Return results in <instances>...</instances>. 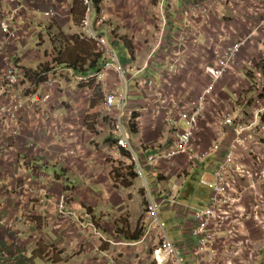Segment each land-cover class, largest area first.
I'll list each match as a JSON object with an SVG mask.
<instances>
[{"label": "crops", "instance_id": "obj_1", "mask_svg": "<svg viewBox=\"0 0 264 264\" xmlns=\"http://www.w3.org/2000/svg\"><path fill=\"white\" fill-rule=\"evenodd\" d=\"M21 1L25 5V11L16 19L18 35L0 50V78L10 61L27 71H30L29 67L34 69L41 63L38 54L40 47L37 46L39 42L32 34L33 31L40 29L46 36L47 43L48 40L52 43L54 38L50 36L62 29L61 22L57 21L58 25H54V20L44 19L39 12V8L41 10L42 8L35 5L40 2L39 0ZM169 1L167 0L168 4ZM171 1V9L167 8L165 12L167 23L161 42L157 44L155 30L154 38L148 42L147 52H144L146 48L141 46L139 50L133 48L135 55L145 57L144 65L135 70V75L128 82L113 83V76L119 77L111 71L101 83L107 88L116 87L115 91L124 93L125 100H128L130 108L121 111V121L123 128L136 132L139 140L133 144L140 155L151 149L154 145L153 138H156L164 128L166 132V127L162 123H152L150 108L146 109L140 105L131 107L130 102L145 104L137 86L139 79L150 74L156 77V88L161 94L167 93L168 88L171 90L179 88L178 92L171 93H175L179 99L194 98L199 92L188 93L191 88L187 82L194 83L201 69L205 84L207 83L208 73L205 68L212 65L207 58L211 54L210 50L219 45L217 37L224 29L222 19H227L230 13L236 14L237 17L243 15V18L238 17L243 28L239 29L236 23H232L234 27L226 28L225 40L230 41L244 34L247 23H261L259 31L262 35L255 34L242 48L246 53L241 50V56H237L232 64V70L217 84L214 99L219 101L216 105L219 109H236L237 95L244 88L240 82L248 81L245 72L247 70L245 62L250 59L248 51L252 49L260 52L258 57L251 58L255 59V62L264 57V12L257 10L258 15L254 11V0H242L248 11H241L236 7L233 11L224 2L223 5L216 6V9L213 4H209L214 12L208 14L199 10V6L208 4L205 0ZM11 7L10 0H0V14ZM251 7L254 13L250 11ZM50 9L59 13V10L54 8L46 10ZM103 28L101 33H104L105 26ZM24 34L27 40L22 38L24 41L20 43ZM114 40L117 58L123 66L130 67L137 59L132 60L128 54V45L115 38ZM14 42L18 44L12 49ZM117 51L124 53L123 57L120 58ZM18 57L21 59L16 64L14 59ZM148 59L149 67L143 69ZM176 60L179 61L178 65ZM88 64L89 61L86 66ZM167 72L173 73L172 79L166 78ZM182 73H187V78L183 79L185 74L180 77ZM73 97L74 94L71 93L67 95L56 93L52 106L48 109L51 118L59 120L65 127L61 129L62 132L59 134L61 136L63 132L64 135L71 132L73 126L69 129L68 124L75 122L73 117L76 115L75 112L78 115L80 113V109L77 108L75 112L70 111ZM154 98L151 97V100ZM248 106L253 108V103L249 101ZM85 113L86 110L80 116V120L84 119ZM87 114L100 117L103 122L101 124V121H98L96 125L90 126L86 133L79 132L80 127L74 124L77 134L79 132L81 135L78 138L83 145L78 147L83 148L82 150H78L75 144L73 146H70V143H67V146L52 144L36 128L30 127L28 119L17 141L9 135L12 131L14 135L17 134L20 127L14 124L9 127L0 125V149L9 152L11 156V160H7L5 156L0 158V264H113V261L118 264H156L153 258L155 237L153 240H143L142 237L146 228L144 224L146 200L148 201L150 196L158 204V214L165 224L168 238L180 246L181 264H198L196 253H193L196 250V241L191 240L189 234L193 224L192 217L190 214L184 215L177 204H187L192 208L205 205L209 192L200 195L196 190L209 189L200 183L197 188L195 181L197 178L211 179L213 167L218 162L217 157L211 155L197 168L191 167L182 158H175L162 161L156 168H147L138 175L128 153L121 151V155H115L117 135H112L114 133L109 126H114V117L120 113L108 111L106 108L99 111L98 108L92 107ZM25 115L27 114H22ZM142 115H146L151 124L146 121L140 122ZM58 116L63 117L59 119ZM209 124L202 123L201 128L197 130L195 139L201 144H206L204 138L208 140L210 137L211 132L204 131L208 130ZM157 125H161V128H157ZM211 139L209 138V141ZM251 152L260 158V165L264 166V138L262 142L253 144ZM113 156H116L114 162L109 160ZM240 161L248 164V156L245 155ZM194 170H198V173L194 174ZM160 177L164 179L160 180ZM227 178L238 189L242 188L244 182L239 181L233 171L227 174ZM64 191L68 195L66 205V210L70 212L68 215L59 213L55 202ZM235 191H244L242 203L248 206L253 190L244 186L243 190ZM255 191L264 192L263 181L256 185ZM189 196L196 197L195 204L185 202ZM163 198L169 199L165 201ZM172 198L175 203H171ZM169 219L174 220L172 229L176 231L177 238H171L168 234ZM252 226L249 225L250 228ZM254 232L251 230V235L255 239L259 238ZM135 236H139V239L132 241L130 238ZM215 237L216 248L220 249L223 233L215 234ZM228 248L232 252L235 245L229 244ZM223 257V254L218 252L215 259L220 260Z\"/></svg>", "mask_w": 264, "mask_h": 264}, {"label": "built area", "instance_id": "obj_2", "mask_svg": "<svg viewBox=\"0 0 264 264\" xmlns=\"http://www.w3.org/2000/svg\"><path fill=\"white\" fill-rule=\"evenodd\" d=\"M103 2L107 0H102ZM209 4L216 6L226 3L234 11V0H209ZM240 3V0H236ZM12 7L0 14V50L7 43L12 42L18 35L16 19L25 11V5L20 0H10ZM165 0H156L158 8L157 44L161 42L165 35L167 18L164 11ZM87 12L84 25L91 33L95 42V52L101 58L98 69L87 74H78L68 65L58 66L68 77L77 79V85L81 86L83 94L88 100L94 95L91 85L101 84L106 79L107 73L113 71L119 77L120 82H127L126 77L132 78L135 74H130L129 67L123 66L114 51V37L105 34H94L90 25L91 0H86ZM254 11H264V0H254ZM199 10L210 13V5L199 6ZM250 11L254 13L252 7ZM102 13V11H101ZM252 13V14H253ZM222 16V12L219 13ZM259 15V13H257ZM58 16L56 10L50 9L44 12V17L49 19ZM106 21L105 16H103ZM261 29V23L246 24V32L233 40L224 42L218 35L219 45L210 50L215 56L211 66L205 68L208 73V81L194 97L163 98L164 94L156 88V77L148 74L137 81L138 89L147 88L150 91L149 97L151 105L144 107L151 110V120L153 124L162 123L166 127V132L161 140L140 155L134 147L129 135V128H124L121 121V111L125 110V95L122 92H109L105 95V105L108 111H118L119 115L114 117V126L118 131L115 155H121L124 151L130 155L131 161L137 174L141 175L146 168H156L162 161L173 160L181 156L188 165L193 168L213 155L218 162L213 167L210 180L200 179L201 184L209 188V196L206 204L199 208H192L187 204H177L184 215L190 214L193 220L192 228L189 232L190 239L196 241V258L198 264H264V192L255 191L259 182H264V166L260 165V158L251 152L253 144L262 142L264 138V99L260 98L264 87V72L255 61L245 62L247 70L250 71L255 89L251 93L250 99L253 108L248 106V102H243L239 109H219L218 100L214 99L217 93L216 87L223 76L232 70V64L240 54L242 48L249 43L255 34ZM227 31V30H225ZM90 38V37H89ZM150 59L143 67H149ZM179 61L176 60V65ZM264 64V62H262ZM62 73V72H61ZM42 74V75H41ZM49 76L46 73H39V76L26 75L25 70L11 66H6L0 78V125L9 127L13 123H18L22 114L35 112L38 106L49 100L50 94L43 89L54 84V80L48 79L46 82L36 84L33 91L18 92L17 88L24 80L37 82L41 76ZM173 73L167 72L166 78H172ZM26 89H30L29 87ZM151 97H155L151 100ZM237 98H243L240 94ZM213 111H209V107ZM249 108V109H248ZM250 111V113H247ZM249 114L248 118H246ZM39 121V120H38ZM37 121V122H38ZM210 122V124H209ZM202 123H207L208 130L214 133V138L207 144H201L196 137L197 130ZM47 129L45 125L39 126ZM48 130V129H47ZM49 131V130H48ZM128 131V132H127ZM245 155L248 156V164L240 161ZM5 156L11 160L9 152L0 149V158ZM233 171L236 178L244 182L241 189H238L228 178L227 174ZM253 190L251 194V205H242L243 187ZM169 198H165L167 200ZM49 202V199H46ZM68 196L61 194L55 199L59 213L70 214L66 210ZM42 202H44L42 200ZM171 203H175L173 198ZM158 204L156 200L148 199L145 212L144 223L146 225L144 238L148 240L156 239L153 250V257L156 264H181L180 246L173 243L167 236L165 224L159 218L157 212ZM249 225H253L252 228ZM251 230L258 234L254 238ZM223 233L220 240L221 248H216L215 234ZM100 234V233H99ZM102 236V234H100ZM229 244H234L235 249L231 252ZM228 251V254L226 252ZM218 252L223 254V258L216 260ZM113 264H118L113 261Z\"/></svg>", "mask_w": 264, "mask_h": 264}, {"label": "rangeland", "instance_id": "obj_3", "mask_svg": "<svg viewBox=\"0 0 264 264\" xmlns=\"http://www.w3.org/2000/svg\"><path fill=\"white\" fill-rule=\"evenodd\" d=\"M39 1L40 2H38L35 5H37V7L42 8V10L39 8V12L41 13V15H42L44 10L49 9V8H54V9L59 10L60 17L58 19L55 18V20L53 22L55 23L54 25H58V23H56L57 21L61 22L60 24L62 27V29H60L61 30L60 32L54 34L53 36H50V38H54L52 43H51V40H48V43H50V45L47 43L46 36L42 33V31H40V29L32 32L34 37H36V40L39 42L37 45L40 47L38 54H39V57L42 61L34 69H32V67H29L30 68L29 70L32 72H37L38 76H39V73H46V75H48L49 77L44 79L45 75H43L39 78V80H37V82H35L33 80H24L15 89L18 92L33 91L36 84H39L40 82L44 83L48 79L54 80V84L52 86H49L46 88L43 87V89H46V91L50 94L49 100L45 103L40 104L38 106V108L35 110V112H31L25 116H22L20 124H19V122L16 124L13 123L14 125H17L18 127H20V129H19L18 133L15 135L12 131L10 133L11 135H9V137L14 138L15 141H17V139L21 136L22 128L26 124L27 119H28L31 123L30 127L36 128L52 144L67 146V143H70L71 144L70 146H73L75 144V146L77 147L78 150H82L83 148L78 147L79 145H81V146L83 145V143L79 142L78 136H81V135H79V132L83 131L86 133L89 131L90 126H93L94 124L96 125L98 121H101L100 122L101 124L103 122L102 118L97 117V116L93 117L91 115H88L87 113H89L91 111L92 107L98 108L99 111L104 110V108L106 107L105 99H104L105 95L108 94L109 92H112V90L115 91L116 87L107 88V86H104V85L102 86V84H94L93 83L91 85V87L95 90L94 95H93V98L91 100H88L85 97V95L82 93L83 90H82L81 86L77 85L78 80L73 78V77L72 78L68 77V75L65 72H63L62 69H60L58 67V66H63V65L68 64L67 63L68 61H66L67 64H60L59 63V57H62V54H64L63 59L66 60L68 58V60H72V61L74 60L75 63H77V65H81V62H83L82 60L89 59V57L86 58L85 46L86 47L88 46L89 41H91L93 44H94V42L89 39V37L92 38L91 33L88 31L89 26L86 28L84 23H83L84 17L86 15L85 13L87 12L86 0H39ZM205 1L208 3L205 5H209L210 1L209 0H205ZM98 2H100V0H98ZM163 5L165 8L164 11L166 12L167 8L171 9L172 1L170 0L169 4H168L167 0H165ZM233 7H236V9L241 10V11H248L249 10L244 5V2H242V0L240 3L236 0H234L233 1ZM98 8H100V10H102V13L100 10H97V14H96L94 12V5L92 4L93 11L91 12V19H90V24L93 27L92 31L94 32V34L105 35L104 33H101L102 28L105 26L107 28L106 33L108 32V34H106L107 37L113 36L116 40H120L125 45H128V49H129L128 54L130 55L132 60L137 59V60L133 61L131 63L132 66L130 65V67H129L130 74L131 75L134 74L136 69H139L140 66L144 65V58L145 57L144 56L138 57V55H135L133 48H135V50H139L140 46H141L142 48H146L144 52H147V48L149 46L148 42L150 40H152V38H154L155 30L157 31L156 16L158 15V8L156 6V0H107L105 2H103L101 0L100 4L98 5ZM4 11H6V10H4ZM210 12H214V11L211 10ZM100 13H101V16L100 17L97 16L98 14L100 15ZM103 16H105L106 21H104V22L98 21V19L100 18V20H101V17H103ZM238 17L243 18V15H239ZM238 17L236 14L230 13L227 15V17H226L227 19H222V27H224V29H223V31H221L218 34L222 41H223V36L225 35L226 28H229L231 26L234 27V25L232 23H236L237 27L239 29L243 28V24L239 21ZM94 20H95V24L97 22V25H94ZM39 23L43 24L42 21H39ZM244 31H245V28H244ZM257 34L262 35L261 31L257 32ZM150 36H151V38H150ZM239 36L240 35H238L237 37H239ZM22 38H25V40H27L26 35L24 34L21 36L20 43H22L24 41ZM224 42H226L225 37H224ZM140 43H141V45H140ZM17 44L18 43H16V42L12 43V47H13L12 49L16 48ZM75 45H77L80 49V52H76V54L73 53V51H72V48ZM66 46H67V49H66ZM94 47L95 46H93V48ZM123 48H124V51H126L124 45H123ZM216 50H217V48H214V51H216ZM66 51H68V53H66ZM242 52L246 53L245 49H243ZM242 52H240V54ZM117 53H118V56L120 58L123 57L122 54H124V53H122L121 51H117ZM248 53L250 54L249 60H252V61H255V59H251L252 57L256 58L260 54V52H255L252 49H250L248 51ZM144 54L145 53H143V55ZM240 54L238 56H241ZM20 59H21V57L14 59V60H16V64L18 63V61ZM207 60H210L209 62H211V64H213V62L215 60L214 54L213 53L210 54V56L207 58ZM262 62H264V57H260L258 59V62H256V63H257V65L261 66ZM199 63H200V61H199ZM10 65H14L15 67L17 66L12 61H10ZM70 67H72V66H70ZM20 68L22 69L21 66H20ZM200 71H202V70L199 69V76L196 75V80L194 83L190 84L189 82H187V85H189V87L191 88V89L188 88L191 90L188 93H190V92L191 93H198L200 91V88H202L203 84H205V80L203 79L204 76L202 75V73ZM245 72H246L248 81H245V82L241 81L240 82V85H242L244 87L241 91V95L243 96V98L242 99L237 98V100H236V106H237L236 108L237 109H239L241 107L243 102H249V101L251 102L250 96H251V93L253 92V90L255 89L254 79H253L250 71L246 70ZM182 75H184L183 76V79H184L186 77L187 73L180 74V77ZM113 77H114L113 83H115V84L120 83L119 78H116L115 76H113ZM235 79L237 80L238 77H236ZM126 81L127 82L130 81V79L128 77H126ZM28 87L30 89H26ZM184 87H186V85H184ZM105 88H107V89H105ZM172 89L173 90L168 88L166 91L167 93H164L163 98L165 100H167V98L177 97L176 94L171 93V91L172 92H175V91L178 92L180 89L179 88H172ZM262 90L263 91H262V94L260 95V98L264 99V87ZM139 92L142 95L141 99L143 101L145 100V104H142V103L136 104V103L130 102L131 107H135L137 105H140L141 107H147V105H151V102L149 100L150 99V97H149L150 91L147 88H141V89H139ZM56 93H60L62 95H67L69 93L74 94L73 101L71 103L72 108L70 109V111L75 112L76 108L80 109L79 115L77 112H75L76 115L73 116L75 118L74 119L75 122H71L68 124V125H70L69 129L72 126L73 127H72L71 132L67 135H64V132H63L62 136L59 135L62 132L61 129H65V127H63V125L61 123H59V120L51 118L50 114L48 113V111H49L48 109L52 106L53 98L56 95ZM68 101H69V99H68ZM125 102H126V105H125L126 108H130L127 99L125 100ZM56 106H58V105H55V107ZM212 108H214L213 105H211V107H209V111H213ZM84 109L86 110V113L84 114V119L80 120V116L85 112ZM150 114H152V112ZM245 115H247L246 118H248L249 114L245 113ZM101 116H104V115H101ZM62 117L63 116H58L59 119H61ZM145 121L147 123L151 124L152 120L150 121V119L146 115H142L140 122H145ZM106 123H108V122H106ZM74 124H76L77 127H80L78 134H77V131L75 130L76 127L74 126ZM135 124L136 123L134 122V126H136ZM42 125H45L49 131L47 129L39 128V126H42ZM54 127H56L55 131H54ZM99 127H101V126H99ZM109 128L113 130L112 132L114 134L111 133L113 136L116 133L118 134V131H117L118 129L116 130L115 126L110 125ZM157 128H161V125H157ZM122 131H125V129L122 128ZM208 132H211V131L209 130ZM128 133L130 135V139H131L132 143L136 142V140H139L138 137L136 136V132L129 131ZM164 134H165V128L162 130V132L158 136H156V138H153L152 144L156 145L161 140V138L163 137ZM64 136L67 138H65ZM204 136H206V135H204ZM3 138H4V136H3ZM209 138L213 139L214 133L211 132ZM209 138L207 140V138L205 137L204 141L207 143H210V141L212 139L209 141ZM48 146H50V145H48ZM73 148H75V147H73ZM48 150H50V148ZM66 152H68V151H66ZM109 160L114 162L116 160V156L111 157ZM193 173L194 174L198 173V170H194ZM162 177H164V176H162ZM162 177H160L161 178L160 180L164 179ZM207 178L208 177H206V180H208ZM199 183L201 184L200 180L197 178L195 181V185L197 188H199ZM201 185H203V184H201ZM66 190H68L67 187H66ZM196 191L200 195H206L207 192H209V190H196ZM185 202L195 204L196 197L189 196L188 198H186ZM146 208H147V200H146L145 212H146ZM144 218H145V213H144ZM173 223H174V220H172V219H169L167 221L168 234L171 238H177L176 231L172 229Z\"/></svg>", "mask_w": 264, "mask_h": 264}, {"label": "trees", "instance_id": "obj_4", "mask_svg": "<svg viewBox=\"0 0 264 264\" xmlns=\"http://www.w3.org/2000/svg\"><path fill=\"white\" fill-rule=\"evenodd\" d=\"M91 1H92V4L94 5L95 13L97 14V10H99L98 5H99L100 2H98V0H91ZM97 16H99V14ZM98 21H99V19H98ZM94 25H97V22L95 24V20H94ZM93 46H95V45L91 41H89V44H88L87 47L85 46V48H86V51H85L86 52V58L89 57V59L82 60L83 62H81V65H77V63H75L74 60L73 61L72 60H68V58L66 60L63 59L64 54H62V57H59V63L60 64H67L68 63L67 65L72 66L76 70V72L78 74H87V73H90L93 70L98 69L99 66H100V64H101V58L95 52V47L93 48ZM66 49H67V46H66ZM72 51H73V53L76 54V52H80V49H79V47L77 45H75L72 48ZM66 53H68V51H66ZM87 60L89 61V64L86 66V63L88 62ZM66 61H68V62L66 63ZM260 67H261V69L264 72V64H262ZM25 74L26 75H33V74H35V77L38 76L37 72H32V71H27V70H25ZM263 119H264V117H263ZM159 218H160V216H159ZM144 234H145V232H144ZM144 234H143V236H144ZM141 236H142V233H141ZM130 239L132 241L138 240L139 239V236H135V237H132Z\"/></svg>", "mask_w": 264, "mask_h": 264}, {"label": "bare ground", "instance_id": "obj_5", "mask_svg": "<svg viewBox=\"0 0 264 264\" xmlns=\"http://www.w3.org/2000/svg\"><path fill=\"white\" fill-rule=\"evenodd\" d=\"M21 1V0H20ZM22 2V1H21ZM100 2H101V0H100ZM23 3V2H22ZM100 4V3H99ZM91 5H92V2H91ZM99 10H100V8H99ZM45 11H48V10H44L43 11V13H42V15H43V17H44V12ZM93 11V9L91 8V12ZM100 11H102V10H100ZM57 12V11H56ZM94 12H95V9H94ZM57 14H58V16H56L55 18L56 19H58L59 17H60V14L57 12ZM86 14V13H85ZM101 16V13H100V15H99V17ZM55 18H51V19H49V18H47V17H44V19L45 20H47V21H53V20H55ZM85 18V17H84ZM85 20V19H84ZM99 21L100 22H104L105 20H104V18L103 17H101V20H100V18H99ZM91 25V24H90ZM92 27V26H91ZM93 28V27H92ZM104 29V28H103ZM106 27H105V30H104V34H108V32L106 33ZM17 33H18V31H17ZM90 40H92L91 38H89ZM93 42H94V40H92ZM94 44H95V42H94ZM176 158H182L181 156H178V157H176ZM175 159V158H174ZM147 169V168H146ZM152 169V168H151ZM145 171V170H144ZM205 186V185H204ZM207 187V186H206ZM208 188V187H207ZM209 189V188H208ZM61 194H66L67 195V192L66 191H64L63 193H61ZM60 194V195H61ZM59 195V196H60ZM68 196V195H67ZM208 196H209V194H208ZM58 198V197H57ZM56 198V199H57ZM150 199H153V200H155L154 198H152V196H150ZM51 200V199H50ZM163 200H165V198H163ZM168 200V199H167ZM167 200H165V201H167ZM207 200H208V198H207ZM52 202V201H51ZM207 202V201H206ZM147 204H148V201H147ZM206 204V203H205ZM242 205L244 206V204L242 203ZM251 205V203H249V205L248 206H245V207H249ZM157 212H158V208H157ZM158 216H159V214H158ZM94 220V219H93ZM92 220V221H93ZM102 230V229H101ZM96 234V233H95ZM101 234V233H100ZM106 236V235H105ZM102 237H103V235H102ZM101 238V237H100ZM216 238V237H215ZM101 240V239H100ZM143 240H146V238H144V236H143ZM129 243V242H128ZM175 243V242H174ZM219 243V242H218ZM116 244H118V243H116ZM196 245V244H195ZM196 247V246H195ZM196 249V248H195ZM195 251H193V253H194ZM154 258V257H153ZM121 263V262H120Z\"/></svg>", "mask_w": 264, "mask_h": 264}, {"label": "clouds", "instance_id": "obj_6", "mask_svg": "<svg viewBox=\"0 0 264 264\" xmlns=\"http://www.w3.org/2000/svg\"><path fill=\"white\" fill-rule=\"evenodd\" d=\"M92 2V1H91ZM133 165H134V163H133ZM139 175V174H138Z\"/></svg>", "mask_w": 264, "mask_h": 264}]
</instances>
